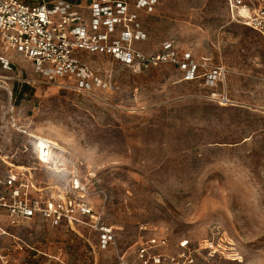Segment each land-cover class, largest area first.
<instances>
[{
	"label": "rangeland",
	"instance_id": "1",
	"mask_svg": "<svg viewBox=\"0 0 264 264\" xmlns=\"http://www.w3.org/2000/svg\"><path fill=\"white\" fill-rule=\"evenodd\" d=\"M139 20L146 38L135 48L155 54L172 42L206 63L194 79L169 64L138 72L86 55L107 86L76 92L9 54L0 176L23 169L42 187L68 189L76 168L115 240L104 246L79 216L59 226L0 216V264H139L137 244L152 236L167 238L166 253L181 239L222 252L199 251L198 264H264L263 38L232 20L225 0H158ZM49 146L58 149L41 162Z\"/></svg>",
	"mask_w": 264,
	"mask_h": 264
},
{
	"label": "built area",
	"instance_id": "2",
	"mask_svg": "<svg viewBox=\"0 0 264 264\" xmlns=\"http://www.w3.org/2000/svg\"><path fill=\"white\" fill-rule=\"evenodd\" d=\"M87 1L0 0V71L13 72L9 54L15 52L49 81L62 86L64 80H71L68 86L73 90L88 92L94 86H107V82L84 59V53L109 56L138 72L173 65L190 80L196 77L198 67L206 64H199L190 52H181L172 42L155 54L135 48L136 41L146 38L139 14L152 13L158 0ZM225 5L232 20L250 27L264 40V0H225ZM215 76H219L218 68L208 74L206 81H213ZM49 147L45 158L38 151L41 162H48L52 151L58 149ZM75 170L72 188L68 189L42 187L23 169L0 176V216L14 226L34 218L56 225L72 223L77 216L87 218L100 233L101 243L110 245L115 235L102 224L100 214L87 200L90 191L80 183ZM166 247L167 238L163 236L139 241V264H198L199 251H206L210 258L220 252L209 244L194 247L189 239H181L168 253Z\"/></svg>",
	"mask_w": 264,
	"mask_h": 264
},
{
	"label": "crops",
	"instance_id": "3",
	"mask_svg": "<svg viewBox=\"0 0 264 264\" xmlns=\"http://www.w3.org/2000/svg\"><path fill=\"white\" fill-rule=\"evenodd\" d=\"M86 55H95V54H85V53H84V54L82 55V56L84 57V59H85V56H86ZM48 224H51V225H56V224H52V223H49V222H48ZM56 226H59V224H58V225H56ZM99 235H100V234H99Z\"/></svg>",
	"mask_w": 264,
	"mask_h": 264
}]
</instances>
